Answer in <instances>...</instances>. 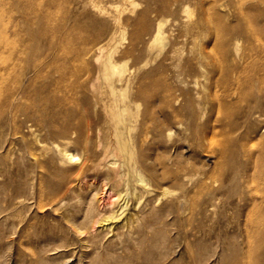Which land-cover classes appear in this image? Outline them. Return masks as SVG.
I'll list each match as a JSON object with an SVG mask.
<instances>
[{"label":"rangeland","instance_id":"1","mask_svg":"<svg viewBox=\"0 0 264 264\" xmlns=\"http://www.w3.org/2000/svg\"><path fill=\"white\" fill-rule=\"evenodd\" d=\"M262 13L258 0H0V74L26 60L0 81V264H264V115L247 120L244 101L223 90L229 57L241 60L215 50L219 35L263 34ZM104 61L115 66L106 76ZM20 65L26 91L5 101ZM148 79L168 85L171 101L140 96ZM111 86L127 104L125 153L154 186L152 206L124 227L140 185L115 142ZM62 147L78 158L63 160ZM246 149L254 163L244 164ZM242 164L225 190L207 178ZM107 208L116 216L101 227Z\"/></svg>","mask_w":264,"mask_h":264},{"label":"bare ground","instance_id":"2","mask_svg":"<svg viewBox=\"0 0 264 264\" xmlns=\"http://www.w3.org/2000/svg\"><path fill=\"white\" fill-rule=\"evenodd\" d=\"M258 3L264 4V0H258ZM145 13H146V10L143 12V14ZM261 15L264 21V14L262 13ZM172 16L173 18H175L174 13ZM175 21L176 19L173 20V22ZM162 26H163V22L158 21L154 25L153 29L149 27V24H144L143 28L149 27V29H152L155 32L154 38H160L161 37L160 32H161ZM215 50L219 52L223 57H226V58L229 55L230 51H233L238 56V58L241 60L240 62H236V61H232L231 58L229 57V62L227 63L224 70L222 71L223 72L222 87H223V90L226 93L228 92L230 96H235L238 101H244L245 108L243 110V113L244 115H246L245 118L247 120H249L250 118H253L254 120L260 119L261 116L264 115V33L263 34H247V35H241V36L240 35L229 36L227 34L219 35L216 39ZM20 61H26V60L23 56H21V58L18 57L17 59L14 60L12 66L4 68L5 74H0V81H3L5 79L7 80L8 78H10V75L16 69V66L19 64ZM35 65L37 64H34L33 67ZM20 67L22 68L23 74L18 75L19 83L16 81L18 85L16 87H10L7 90L6 92L7 94H5V98H4L5 101L6 100L12 101L19 94L23 95L26 91L25 88L21 86V83L28 73L27 71L28 67L24 65H20ZM114 68H115L114 65L110 64L107 61H104L102 64V68H101L102 74L106 76L107 74H109V70H114ZM176 76H177L178 82L186 86L187 78L184 76V74L180 71H177ZM141 87L142 88L140 90L138 89L139 94H141L140 96L143 95L146 97H152V96L155 97L156 95L161 94L165 101L167 102L171 101L170 87L168 85H163L161 86V88H159L157 85L152 83V80L148 79L146 84ZM160 89H162L163 91L161 92ZM110 92L112 96V103L108 104L110 105L109 106L110 108L108 110V115L110 118L112 131L114 132V135H115V142L118 145L119 149L121 151H124L122 162H123V166L125 168L126 174L129 175L130 173H132L134 175L135 182H137L138 185H140L138 188L137 187L133 188V192H132V195L134 198L132 218H125V220L121 222L122 225L120 226L122 227L123 225L130 226V223H132L133 221L135 222L136 217H139L145 208L152 206L150 200L153 199L151 195L153 194L152 192L154 190L153 188L154 186H152V184L150 183L149 181L150 178L147 179L144 177L141 171V167L139 169L134 165L136 162L135 161L136 157L132 158L131 156H129V154L125 153L126 146L122 139V131H123V124L126 120L125 114L127 113V104L126 103L119 104V102H117L122 92L117 94L114 91L112 86H111ZM142 100H145V99L143 98ZM146 113H151V112L146 110ZM156 125L159 128H161L160 127L161 122H156ZM166 134L168 135L169 133L167 132ZM260 151H261L260 154L262 156L259 157L261 160V163L258 169V176L261 180H263V183H264V162H262L264 160V151L263 150H260ZM58 152L63 158V160L68 161V162L74 161L78 158L76 154L67 147L59 148ZM245 155L247 156V160L244 162V164L250 161L254 163L257 159V155L254 154V152L251 149H246ZM133 159H134V162L132 164ZM244 164L240 165L236 171L231 168L223 170V172L218 170V171L213 172L211 175H208L207 178L211 179L212 181H220L222 183V186H220V189L225 190V184L223 182L224 179L227 178L231 181L234 179L236 180V176L239 174V172L244 171V168L242 167ZM180 172H181V169L177 168L173 174V178L176 181H180V178L183 176V175L181 176ZM116 181L117 180L114 178L111 179V184L115 185ZM127 182H128L127 177H125L122 180V182L118 180L117 182L118 187H116L115 189L112 187V190H116L118 192V195H120L119 194L121 192L119 191L120 185L124 187L125 185L123 186V184H126ZM240 182H241V179H238V183ZM203 187H204V190L208 191L209 189L208 186L203 181H201L200 189H203ZM258 188H256V190L259 191L260 200L258 202L259 208L256 211V213L260 215V218H259V221H257V223L259 226H264V185L261 188L259 189ZM166 192H167L166 190H163L161 193H166ZM214 195H212L211 197L208 196V198L203 200L206 206L213 204V199L216 198ZM176 198L178 199L179 205L183 211L189 210L193 212L194 207H196V205L195 206L194 204L191 205L188 202L184 203L185 202L184 194L179 195ZM239 198L244 199V195L241 194ZM106 203H108L109 205L112 202L110 203L106 202ZM198 205L202 206L200 205V203ZM229 209H230V206H229ZM103 212H104V216L95 220L97 224L99 223L101 224V227L104 226L103 222L109 219H112L116 216L114 214V211H112L109 208L104 209ZM146 220L147 219L143 220L144 224L146 226H150L151 221L150 220L146 221Z\"/></svg>","mask_w":264,"mask_h":264}]
</instances>
